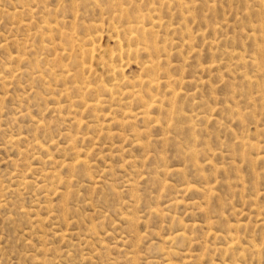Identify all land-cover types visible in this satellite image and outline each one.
Segmentation results:
<instances>
[{
	"label": "rangeland",
	"instance_id": "374dc122",
	"mask_svg": "<svg viewBox=\"0 0 264 264\" xmlns=\"http://www.w3.org/2000/svg\"><path fill=\"white\" fill-rule=\"evenodd\" d=\"M0 264H264V0H0Z\"/></svg>",
	"mask_w": 264,
	"mask_h": 264
},
{
	"label": "bare ground",
	"instance_id": "6f19581e",
	"mask_svg": "<svg viewBox=\"0 0 264 264\" xmlns=\"http://www.w3.org/2000/svg\"><path fill=\"white\" fill-rule=\"evenodd\" d=\"M50 29V28H49Z\"/></svg>",
	"mask_w": 264,
	"mask_h": 264
}]
</instances>
